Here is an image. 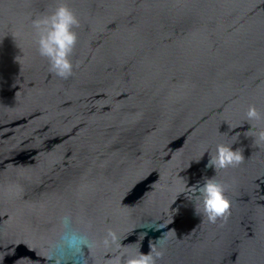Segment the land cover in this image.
<instances>
[{
	"label": "water",
	"instance_id": "obj_1",
	"mask_svg": "<svg viewBox=\"0 0 264 264\" xmlns=\"http://www.w3.org/2000/svg\"><path fill=\"white\" fill-rule=\"evenodd\" d=\"M80 20L73 74L49 71L32 20L58 0H0V264H51L60 220L112 264H264V0H65ZM218 144L237 166L206 167ZM207 150V151H205ZM226 186L210 223L194 194ZM183 189V190H181Z\"/></svg>",
	"mask_w": 264,
	"mask_h": 264
},
{
	"label": "clouds",
	"instance_id": "obj_2",
	"mask_svg": "<svg viewBox=\"0 0 264 264\" xmlns=\"http://www.w3.org/2000/svg\"><path fill=\"white\" fill-rule=\"evenodd\" d=\"M79 25V18L65 0H58L57 6L51 12L41 14L32 20L37 51L41 57L47 59L49 71L60 78L67 79L73 74L74 64L71 56L78 40L75 29ZM245 115L251 127L252 122L264 119V114L255 105H250ZM253 135L259 141H264V129ZM243 159L244 156L239 149H233L232 145L218 144L206 167L214 170L226 169L239 165ZM225 193L226 186L223 183L214 177L204 178V182L199 184L194 192L198 201L194 209L195 214L202 213L210 223H215L218 218L226 219L230 210V200ZM60 225L57 237L47 245L48 260L51 264H88L87 252L96 246L95 241L87 232L75 228L69 216L62 217ZM104 243L116 246L118 254L112 264H156L157 258L163 256V252L155 245H150V251L146 254L139 251L135 256H127L119 237L111 230Z\"/></svg>",
	"mask_w": 264,
	"mask_h": 264
}]
</instances>
